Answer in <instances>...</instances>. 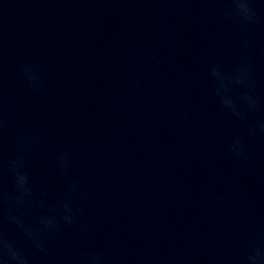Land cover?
<instances>
[{"label":"water","instance_id":"water-1","mask_svg":"<svg viewBox=\"0 0 264 264\" xmlns=\"http://www.w3.org/2000/svg\"><path fill=\"white\" fill-rule=\"evenodd\" d=\"M230 2L0 0V194H15L22 155L35 200L24 222L39 229L40 201L73 210L43 235L46 256L0 214L31 264H247L264 246V134L248 131L264 120V0L247 30L225 17ZM243 62L259 106L234 86L241 120L210 70ZM237 138L247 159L229 151Z\"/></svg>","mask_w":264,"mask_h":264},{"label":"clouds","instance_id":"clouds-1","mask_svg":"<svg viewBox=\"0 0 264 264\" xmlns=\"http://www.w3.org/2000/svg\"><path fill=\"white\" fill-rule=\"evenodd\" d=\"M224 15L227 19L245 30H247L248 26L258 22V17L251 0H231L226 5ZM244 45L249 46L250 41L246 39ZM210 75L216 81L217 86L215 91L225 110L231 112L241 120L246 119V114L239 110L231 95V90L234 86L247 88L248 92L239 99L247 105L249 110L255 111L258 109V100L254 94L255 81L252 79V73L248 63H240L231 74L226 73L221 66L216 65L211 68ZM28 78L35 86V78L31 75ZM185 122H188L187 118H185ZM4 128L5 124L0 120V130ZM248 131L252 135H255L257 131L264 134V120L258 121L254 127H249ZM24 140L25 145H27L28 143H36L38 138L33 133L30 138L25 137ZM18 150L22 151L23 149L18 146ZM229 151L237 159H247L245 147L239 138L232 141ZM68 160L69 154L63 153L59 159L61 171L67 165ZM9 169L13 177L15 194L11 197L0 194V201L7 204L6 210H3L0 214H3L9 224L23 231L33 246L42 255L46 256L48 250L42 238L43 235L54 231L60 221L66 225L73 223V210L70 201L66 198L55 206H46L43 201H40L37 206L44 211L43 214L36 218L39 229L31 227L23 220V210L35 202L30 179L25 171L23 156L21 155L11 159ZM70 191H78L77 185L74 183L70 185ZM0 264H31V262L21 248L7 240L3 234H0ZM81 264H103V260L96 255L82 254ZM247 264H264V246L256 245L253 247V253L247 257Z\"/></svg>","mask_w":264,"mask_h":264}]
</instances>
